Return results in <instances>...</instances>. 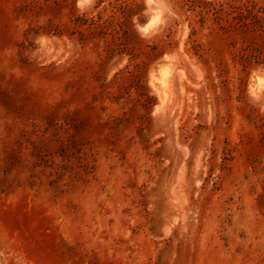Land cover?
<instances>
[{
    "label": "rangeland",
    "instance_id": "374dc122",
    "mask_svg": "<svg viewBox=\"0 0 264 264\" xmlns=\"http://www.w3.org/2000/svg\"><path fill=\"white\" fill-rule=\"evenodd\" d=\"M262 25L264 0H0V264H264Z\"/></svg>",
    "mask_w": 264,
    "mask_h": 264
},
{
    "label": "bare ground",
    "instance_id": "6f19581e",
    "mask_svg": "<svg viewBox=\"0 0 264 264\" xmlns=\"http://www.w3.org/2000/svg\"><path fill=\"white\" fill-rule=\"evenodd\" d=\"M148 4L150 3H155V0H146ZM162 12L161 11H156V10H152L149 12H146L145 15V20L143 22V24L140 27H137L142 33L144 34H150L154 31H156L162 21ZM169 62L168 59H166V57H163L162 61H160L161 63V70H160V74H159V78L158 81L156 82V85L158 86V90H159V96L162 99L163 103H166L165 101L167 99V97L169 98V84H170V79H171V75H172V68L171 66H169ZM166 63V64H165ZM165 64V66H164ZM262 77V80L256 81V78ZM251 80L253 81L252 86L250 88V92L255 94L259 88H263L264 89V70H259L257 72H254L251 75ZM165 105V104H164Z\"/></svg>",
    "mask_w": 264,
    "mask_h": 264
},
{
    "label": "water",
    "instance_id": "95a60500",
    "mask_svg": "<svg viewBox=\"0 0 264 264\" xmlns=\"http://www.w3.org/2000/svg\"><path fill=\"white\" fill-rule=\"evenodd\" d=\"M145 17H146L145 13L140 14L139 16L136 17L135 23L137 27H140L143 24Z\"/></svg>",
    "mask_w": 264,
    "mask_h": 264
},
{
    "label": "trees",
    "instance_id": "16d2710c",
    "mask_svg": "<svg viewBox=\"0 0 264 264\" xmlns=\"http://www.w3.org/2000/svg\"><path fill=\"white\" fill-rule=\"evenodd\" d=\"M244 26H248V25H244ZM259 27V29H260V31L262 32V35H263V37H264V26L262 25V26H258ZM256 29V28H255ZM253 30H254V28H253ZM264 60V59H263Z\"/></svg>",
    "mask_w": 264,
    "mask_h": 264
}]
</instances>
